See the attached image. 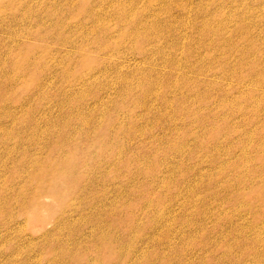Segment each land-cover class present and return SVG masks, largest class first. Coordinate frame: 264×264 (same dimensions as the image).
<instances>
[{
	"label": "rangeland",
	"instance_id": "374dc122",
	"mask_svg": "<svg viewBox=\"0 0 264 264\" xmlns=\"http://www.w3.org/2000/svg\"><path fill=\"white\" fill-rule=\"evenodd\" d=\"M0 264H264V0H0Z\"/></svg>",
	"mask_w": 264,
	"mask_h": 264
},
{
	"label": "bare ground",
	"instance_id": "6f19581e",
	"mask_svg": "<svg viewBox=\"0 0 264 264\" xmlns=\"http://www.w3.org/2000/svg\"><path fill=\"white\" fill-rule=\"evenodd\" d=\"M141 28V27H140ZM143 28V27H142ZM46 165H49V164H46ZM43 172H47L46 170H43ZM36 199V198H35Z\"/></svg>",
	"mask_w": 264,
	"mask_h": 264
}]
</instances>
